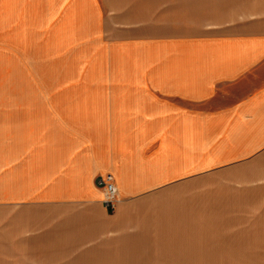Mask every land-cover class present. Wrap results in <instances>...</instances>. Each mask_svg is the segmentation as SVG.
<instances>
[{
  "label": "crops",
  "instance_id": "crops-1",
  "mask_svg": "<svg viewBox=\"0 0 264 264\" xmlns=\"http://www.w3.org/2000/svg\"><path fill=\"white\" fill-rule=\"evenodd\" d=\"M60 5L91 19L103 49L99 89L42 107L0 96V210L19 211L0 216L3 252L35 255L23 264L144 263V246L161 242L130 229L129 210L195 175L229 173L247 175L234 180H247L257 254V245L264 248V227L256 229L264 223V0ZM107 175L119 194L112 214L98 185Z\"/></svg>",
  "mask_w": 264,
  "mask_h": 264
},
{
  "label": "rangeland",
  "instance_id": "rangeland-1",
  "mask_svg": "<svg viewBox=\"0 0 264 264\" xmlns=\"http://www.w3.org/2000/svg\"><path fill=\"white\" fill-rule=\"evenodd\" d=\"M67 11L60 0H0V96L5 101L42 107L99 89L96 60L103 49L94 39L91 19L77 9ZM236 177L247 179L195 175L142 198L128 212L134 218L130 229L161 245L146 244L144 263L131 259L129 264H264V248L257 245L255 254L250 244L255 223L247 180ZM103 205L111 214L116 210H108L106 192ZM18 212L0 210V216ZM256 224L257 231L263 230L264 223ZM6 250L0 247V264L35 260L33 254L26 260L30 255Z\"/></svg>",
  "mask_w": 264,
  "mask_h": 264
},
{
  "label": "built area",
  "instance_id": "built-area-1",
  "mask_svg": "<svg viewBox=\"0 0 264 264\" xmlns=\"http://www.w3.org/2000/svg\"><path fill=\"white\" fill-rule=\"evenodd\" d=\"M99 186L104 187L106 192V206L109 211H113L118 203V190L112 175L106 176L99 181Z\"/></svg>",
  "mask_w": 264,
  "mask_h": 264
}]
</instances>
